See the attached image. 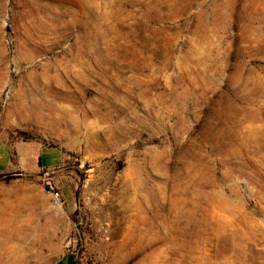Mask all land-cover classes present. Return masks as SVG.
<instances>
[{"label": "rangeland", "instance_id": "374dc122", "mask_svg": "<svg viewBox=\"0 0 264 264\" xmlns=\"http://www.w3.org/2000/svg\"><path fill=\"white\" fill-rule=\"evenodd\" d=\"M0 264H264V0H0Z\"/></svg>", "mask_w": 264, "mask_h": 264}, {"label": "water", "instance_id": "95a60500", "mask_svg": "<svg viewBox=\"0 0 264 264\" xmlns=\"http://www.w3.org/2000/svg\"><path fill=\"white\" fill-rule=\"evenodd\" d=\"M47 187L48 189L52 190L54 187H60V183L57 181L54 184H52L51 182H47ZM70 246V243L68 242L66 244V247L68 248Z\"/></svg>", "mask_w": 264, "mask_h": 264}, {"label": "built area", "instance_id": "2783aa9c", "mask_svg": "<svg viewBox=\"0 0 264 264\" xmlns=\"http://www.w3.org/2000/svg\"><path fill=\"white\" fill-rule=\"evenodd\" d=\"M54 197L57 199L58 198V194L55 192L54 193Z\"/></svg>", "mask_w": 264, "mask_h": 264}, {"label": "trees", "instance_id": "16d2710c", "mask_svg": "<svg viewBox=\"0 0 264 264\" xmlns=\"http://www.w3.org/2000/svg\"><path fill=\"white\" fill-rule=\"evenodd\" d=\"M47 190H49V189H47Z\"/></svg>", "mask_w": 264, "mask_h": 264}]
</instances>
